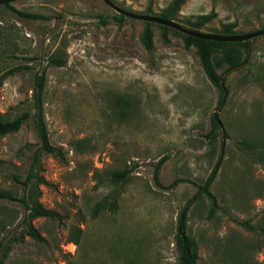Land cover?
Masks as SVG:
<instances>
[{
	"label": "rangeland",
	"instance_id": "rangeland-1",
	"mask_svg": "<svg viewBox=\"0 0 264 264\" xmlns=\"http://www.w3.org/2000/svg\"><path fill=\"white\" fill-rule=\"evenodd\" d=\"M110 1L160 17L172 0ZM8 5L41 18L24 21L0 6V118L28 113L16 132L0 137V191L37 195L59 218L30 221L44 239L38 244L22 233L21 204L0 199L3 263L177 264L176 216L221 151L209 188L219 209L210 215L201 197L187 212L196 264H264V233L233 222L264 229V36L247 42L246 53L240 49L245 60L236 68L212 59L227 95L217 111L220 132L210 140L205 134L218 92L194 46L185 48L179 36L150 23L153 50L147 52L140 41L145 22H118L99 0ZM210 12L213 18L199 30L218 33L227 23L235 24L234 34L264 29V0H181L173 21L185 26ZM52 58L62 65L50 64ZM40 73L43 122L62 159L40 154L31 172L45 184L31 178L24 188L20 182L39 146L32 90ZM120 98L125 108L116 103ZM121 109L128 115L118 114ZM241 140L253 148L240 146ZM129 168L123 181H111L112 173ZM99 204L108 208L95 212ZM73 226L81 228L77 246L66 243Z\"/></svg>",
	"mask_w": 264,
	"mask_h": 264
},
{
	"label": "trees",
	"instance_id": "trees-1",
	"mask_svg": "<svg viewBox=\"0 0 264 264\" xmlns=\"http://www.w3.org/2000/svg\"><path fill=\"white\" fill-rule=\"evenodd\" d=\"M181 5V0H172L169 6V9L164 13L161 14L160 17L172 20L175 14L178 12L179 6ZM4 8L8 9L11 13H13L17 18L21 20H37L41 17L36 14H31L27 12L17 11L11 8L8 4L4 5ZM214 14L210 12L207 15L199 16L194 22H191L185 26L192 28V29H200L202 25L208 23ZM118 22L124 19L123 16L117 15L115 18ZM150 23H144V27L141 33L140 41L142 46L147 52H151L153 50V43L151 37V31L149 29ZM234 23H227L223 24L218 32V34L224 35H232L234 34L233 30L235 28ZM163 30L170 31L171 33L179 36L182 39L185 48L189 46H194L196 49V55L199 61L200 68L205 75L207 81L217 90L218 98L216 102V110L213 111L209 118H208V125L209 130L206 132L205 137L207 139H213L216 131L220 132V122L218 116V110L222 108L225 102V98L227 95V88L224 86L223 78L220 74H217L214 68L213 60H217L218 62H223L227 65L228 69L236 68L237 66L241 65L245 58H242L241 48L247 52V42L242 43H220V42H211L206 40H201L197 38H193L190 36H184L179 34L178 32L168 29L166 27L161 26ZM216 51L219 53L220 57L217 58L214 54ZM49 63L55 66H61L62 61L59 58H52L49 60ZM227 69V70H228ZM11 73V72H8ZM44 83V75L40 73L38 76L34 77V84L32 90V122L34 126V131L36 138L38 140L39 146L35 152L31 155V162H30V172H28L27 176L20 182L24 188H27L31 178H34L37 183L45 184V181L33 174V171L37 164H38V156L40 154H45L52 156L54 158L62 159V152L59 148H55L49 144L47 132L45 129V125L42 118V108H41V93L43 89ZM116 103L121 106V108H125L127 105V101L124 99L116 100ZM129 110H120L118 114L120 115H128ZM28 118V113H21L12 119L9 120H2L0 118V137L11 134L16 132L21 125L24 123L25 120ZM78 145H82L81 142H78ZM239 145L243 146L246 149L253 148V144L244 140L239 141ZM164 158L160 159L154 166L153 171V178L156 179V174L158 167L163 162ZM222 160V152L220 151L217 155V158L207 175L204 181L200 185H196L195 193L192 197L181 207L177 216H176V223H175V233L173 236L174 239V247L177 253V264H196L198 256H197V248L195 241L186 234V220H187V212L192 204L193 201L198 200L201 197H205L209 202V214L212 215L214 211L218 210L219 207L216 202L215 196L209 191V188L212 182L215 179L216 173L219 169L220 163ZM130 169H124L119 172H114L111 174V181L112 182H120L123 181ZM14 180L19 182V177L14 176ZM175 182H172L171 186H173ZM38 196L34 194H27L26 196H21L20 198H16L11 196L8 193L0 191V199L10 201V202H18L24 208V212L26 213L23 221L25 228L23 229L24 236H27L29 239L34 241L35 243L42 244L44 243L43 237L39 234L37 229H35L30 221L35 218H46L57 220L59 215L50 209H46L41 206V204L37 200ZM113 206V204H109V207ZM108 207L104 206V204H99L95 209V212L107 209ZM234 223L240 225L246 230L251 232L260 231L264 233L263 228H257L254 226H250L246 222H239L237 220H233ZM81 236V228L78 226H73L68 230L67 233V242L71 243L74 246H77L80 241ZM4 255L0 250V264H4Z\"/></svg>",
	"mask_w": 264,
	"mask_h": 264
},
{
	"label": "water",
	"instance_id": "water-1",
	"mask_svg": "<svg viewBox=\"0 0 264 264\" xmlns=\"http://www.w3.org/2000/svg\"><path fill=\"white\" fill-rule=\"evenodd\" d=\"M18 0H0V6L15 2ZM104 5L113 10L117 15H121L123 17H127L133 20L157 24L171 30L178 32L184 36H190L193 38L211 41V42H220V43H242L249 42L253 38H257L260 36H264V29L256 30L243 34H232V35H224L218 33H208L198 29H192L187 26H184L180 23L174 22L172 20H167L158 16L147 15V14H135L131 12H127L116 5H114L110 0H99Z\"/></svg>",
	"mask_w": 264,
	"mask_h": 264
}]
</instances>
